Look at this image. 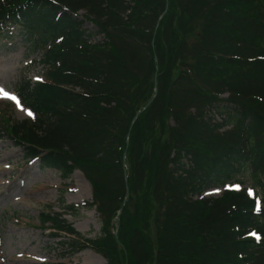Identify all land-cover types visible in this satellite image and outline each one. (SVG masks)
<instances>
[{
    "label": "trees",
    "instance_id": "1",
    "mask_svg": "<svg viewBox=\"0 0 264 264\" xmlns=\"http://www.w3.org/2000/svg\"><path fill=\"white\" fill-rule=\"evenodd\" d=\"M13 27L47 69L17 92L34 117L0 129L29 161L82 171L102 220L87 238L42 213L65 254L264 264V0H0V35Z\"/></svg>",
    "mask_w": 264,
    "mask_h": 264
},
{
    "label": "rangeland",
    "instance_id": "2",
    "mask_svg": "<svg viewBox=\"0 0 264 264\" xmlns=\"http://www.w3.org/2000/svg\"><path fill=\"white\" fill-rule=\"evenodd\" d=\"M89 26L85 24L92 30ZM103 38L95 34L93 40ZM41 59L42 51H34L18 28H11L7 36L0 35V126L4 115L7 123L8 119L16 123L33 116L19 102L17 92L26 80L32 82L45 75L47 68ZM3 131L0 129V264H106L105 257L92 249L65 254L67 245L61 241L70 235H53L57 230L42 217V213H61L85 237L100 235L102 220L96 207L83 204L92 201L91 182L80 170L63 178L59 170L43 168L40 160L29 161L23 146ZM224 189L210 187L204 196H221Z\"/></svg>",
    "mask_w": 264,
    "mask_h": 264
},
{
    "label": "water",
    "instance_id": "3",
    "mask_svg": "<svg viewBox=\"0 0 264 264\" xmlns=\"http://www.w3.org/2000/svg\"><path fill=\"white\" fill-rule=\"evenodd\" d=\"M157 90V89H156ZM149 104V103H148ZM147 107V106H146ZM121 210H122V207H121ZM116 225L118 226L119 225V219L117 220L116 222Z\"/></svg>",
    "mask_w": 264,
    "mask_h": 264
},
{
    "label": "snow or ice",
    "instance_id": "4",
    "mask_svg": "<svg viewBox=\"0 0 264 264\" xmlns=\"http://www.w3.org/2000/svg\"><path fill=\"white\" fill-rule=\"evenodd\" d=\"M3 90L2 89H0V92H2ZM5 95H7V93H5ZM14 98V97H13ZM31 114V113H30ZM238 187V186H237Z\"/></svg>",
    "mask_w": 264,
    "mask_h": 264
}]
</instances>
